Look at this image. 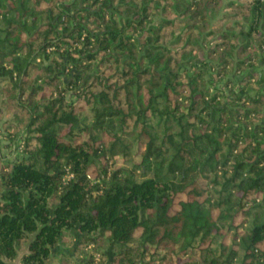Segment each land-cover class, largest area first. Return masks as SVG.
Returning <instances> with one entry per match:
<instances>
[{"label":"trees","instance_id":"obj_1","mask_svg":"<svg viewBox=\"0 0 264 264\" xmlns=\"http://www.w3.org/2000/svg\"><path fill=\"white\" fill-rule=\"evenodd\" d=\"M0 80V264H264V0H0Z\"/></svg>","mask_w":264,"mask_h":264},{"label":"rangeland","instance_id":"obj_2","mask_svg":"<svg viewBox=\"0 0 264 264\" xmlns=\"http://www.w3.org/2000/svg\"><path fill=\"white\" fill-rule=\"evenodd\" d=\"M228 2V0H224V3ZM222 11H219L218 15H217V18L221 17L222 16ZM260 63V62H259ZM263 68V66L259 65L258 66V69H261ZM68 73H64L62 74V79H66L67 78V75ZM2 84H4V81L3 80H0V87L2 86ZM219 87H221L220 84H218ZM253 92V91H252ZM73 96V91H68L67 94H66V98L67 99H70L72 98ZM5 115V114H4ZM8 117L6 116H3V120L0 121V152L3 154L4 157H7L8 160H11L16 154L17 156H19V153L17 151V143H16V137L19 135H17V133L14 134V136L12 137L10 134H13L11 133V128H9V130L7 129V124L9 123L8 121ZM153 122L155 123L156 122V119L153 118ZM13 139V140H12ZM24 141V133L20 134L17 138V141ZM135 148L132 149V154H134L135 152ZM113 166H122L123 168H125V170L129 171V172H132L133 171V179H135L136 181H140L141 180V174L139 173V170H136L134 171L132 169L133 165H132V162L131 161H123L122 158H118L115 160V163L112 164V168ZM92 176H95V173L92 172L91 173ZM232 232L233 231H225L224 230V234H225V237H224V242L226 244H230L231 243V240H232ZM220 240V239H219ZM89 246V245H88ZM216 246V245H214ZM105 246L103 248V250H105ZM22 252H20L18 254V256H21ZM60 256H56L55 254H53L49 259H48V264H52L53 262L57 261L59 259ZM15 264H20L18 259L16 260ZM104 264H109V260L108 258H105L104 259Z\"/></svg>","mask_w":264,"mask_h":264},{"label":"built area","instance_id":"obj_3","mask_svg":"<svg viewBox=\"0 0 264 264\" xmlns=\"http://www.w3.org/2000/svg\"><path fill=\"white\" fill-rule=\"evenodd\" d=\"M16 148H17L18 153H21L22 152V148H23V141H21V140L18 141ZM69 176H71V175H69ZM88 247L91 248L92 244H89ZM93 255H94V261L91 264H96L97 262L100 261L101 256H100V253L97 252V251H95Z\"/></svg>","mask_w":264,"mask_h":264},{"label":"crops","instance_id":"obj_4","mask_svg":"<svg viewBox=\"0 0 264 264\" xmlns=\"http://www.w3.org/2000/svg\"><path fill=\"white\" fill-rule=\"evenodd\" d=\"M63 248H64V247H63ZM53 254H55L56 256H60V254H58V253L56 252V250L52 253V255H53ZM52 255H51V256H52ZM48 262H49V261L47 260L46 264H48ZM55 262H56V261H55ZM53 263H54V262H53ZM53 263H52V264H53Z\"/></svg>","mask_w":264,"mask_h":264}]
</instances>
